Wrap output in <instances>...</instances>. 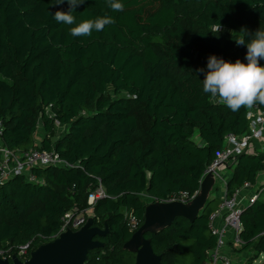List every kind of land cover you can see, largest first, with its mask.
I'll list each match as a JSON object with an SVG mask.
<instances>
[{
	"label": "trees",
	"instance_id": "obj_1",
	"mask_svg": "<svg viewBox=\"0 0 264 264\" xmlns=\"http://www.w3.org/2000/svg\"><path fill=\"white\" fill-rule=\"evenodd\" d=\"M121 2L117 12L108 0H86L67 25L53 16L68 10L67 0H0V142L12 151H53L67 163L35 166L33 180L16 174L0 182V251L7 249L8 259L27 245L18 255L26 259L51 241L65 214L73 211L75 219L101 187L92 225L107 231L94 237L102 245L84 264H134L123 245L144 221L145 199L192 196L225 135L249 128V108L214 102L203 79L212 55L246 62L247 45L235 40L247 43L264 25V0ZM102 16L115 23L91 36L71 35L72 27ZM57 124L64 126L58 135ZM263 168L264 152L243 151L230 167L226 195L255 184ZM219 201L210 197L193 220L177 216L146 234L162 264L207 259L216 244L208 216ZM240 222L241 245L229 243L230 250L253 252L255 260L264 251V189Z\"/></svg>",
	"mask_w": 264,
	"mask_h": 264
},
{
	"label": "built area",
	"instance_id": "obj_2",
	"mask_svg": "<svg viewBox=\"0 0 264 264\" xmlns=\"http://www.w3.org/2000/svg\"><path fill=\"white\" fill-rule=\"evenodd\" d=\"M246 116L249 119V128L247 132L241 135H236L234 133H227L225 135L223 147L217 151L212 162L205 169L202 178L207 173L211 172L215 178V182L223 181L224 179L218 170L224 165L231 167L234 164L236 157L248 148L253 139H258L264 135V109H259L256 106H253L247 110ZM49 165L65 166L67 163L61 160L53 151L39 149L12 151L3 147L0 142V182L5 181L16 174H26L28 179L33 180V176L31 175V169L33 167ZM262 172H264V168L260 171V173ZM248 188H251V183L244 182L240 187L235 188L231 195H226L225 185L224 194L217 209L212 211L208 216L210 231L212 235L216 237V244L209 250L208 257L205 260L206 264H232L230 256L224 249L226 248L230 250V245H232V247H239L241 245L242 241L239 235L242 230V224L240 222L241 212L246 205L252 204L259 198L264 189V184L252 191L245 200V203L241 204V199L238 198L239 193ZM197 192L198 190L190 197H187L185 194L180 196L191 199L197 194ZM103 196L104 191L99 187L88 196V204L92 206L98 198ZM68 213L65 214L64 223L55 237L66 230L65 223L68 219L70 220ZM218 216L222 217L221 226L215 224V219ZM78 221L79 220H76V222ZM129 224L131 228H135L137 221L134 217L129 216ZM26 248L27 245L20 247L18 255L24 256ZM18 255L16 256L19 257Z\"/></svg>",
	"mask_w": 264,
	"mask_h": 264
},
{
	"label": "water",
	"instance_id": "obj_3",
	"mask_svg": "<svg viewBox=\"0 0 264 264\" xmlns=\"http://www.w3.org/2000/svg\"><path fill=\"white\" fill-rule=\"evenodd\" d=\"M214 184L215 178L210 172L202 178L197 194L188 203L152 201L148 204L142 225L123 245L124 249L135 255L134 264H162L161 256L153 252L146 234L157 233L166 228L177 216L193 220L210 198ZM92 224L93 220L89 219L79 230L66 229L53 240L31 251L29 257L24 260L13 254L10 259L0 258V264H84L88 252L102 245L94 237L107 231L106 225L101 229ZM202 264H206V261Z\"/></svg>",
	"mask_w": 264,
	"mask_h": 264
},
{
	"label": "clouds",
	"instance_id": "obj_4",
	"mask_svg": "<svg viewBox=\"0 0 264 264\" xmlns=\"http://www.w3.org/2000/svg\"><path fill=\"white\" fill-rule=\"evenodd\" d=\"M86 0H67L68 10L56 11L54 19L58 23L67 25L75 24V16L72 14L76 8L83 5ZM65 0H54L53 5H62ZM109 7L113 11H123L124 4L121 0H108ZM115 20L110 16L87 19L70 29L71 35L91 36L95 30L102 31L106 25L114 24ZM252 38L235 40L237 46L247 45L245 60L237 59L235 62L226 61L222 57L212 55L208 58L207 72L203 79V91L209 93L214 102L226 105L233 111L241 107L251 108L255 104L264 105V25L251 34ZM199 72H204L201 68Z\"/></svg>",
	"mask_w": 264,
	"mask_h": 264
},
{
	"label": "rangeland",
	"instance_id": "obj_5",
	"mask_svg": "<svg viewBox=\"0 0 264 264\" xmlns=\"http://www.w3.org/2000/svg\"><path fill=\"white\" fill-rule=\"evenodd\" d=\"M64 130V126L57 124L56 125V129H55V134L58 135L60 132H62ZM43 135V129H42V124L41 121H39V125H38V129L37 132L35 134V140L36 142L39 140V138ZM264 136V135H263ZM196 140H198L196 138ZM251 144V143H250ZM250 147V145L248 146V148ZM247 148V149H248ZM219 172H221V169L218 170ZM218 185L220 184V181L218 182ZM213 191V190H212ZM210 192L209 195H211L213 192ZM195 197V196H194ZM193 197V198H194ZM191 199H187L186 197H181V196H174L171 197L169 199V201H179L181 203H188ZM148 204H150L152 201L145 199ZM73 212V211H72ZM72 212L70 211L69 217H71ZM93 218V213H92V207L90 206L89 208H87L85 211L79 213L75 219H73L72 221H70L69 219L67 220V222L65 223V228L66 229H70L71 231H76L79 230L84 224H86L87 222H89V219ZM76 220H79L78 222H76ZM55 238V237H54ZM53 238V239H54ZM52 239V240H53ZM7 249H5V251L1 250L0 251V258H5L6 257V253H7ZM231 251V250H230ZM234 251H227L226 253L230 256L231 262H233L232 264H264V251L258 256L256 257V259L251 260V257L253 256V252L252 254H249L248 252H235L234 254H232ZM26 254V253H25ZM7 258V257H6Z\"/></svg>",
	"mask_w": 264,
	"mask_h": 264
},
{
	"label": "crops",
	"instance_id": "obj_6",
	"mask_svg": "<svg viewBox=\"0 0 264 264\" xmlns=\"http://www.w3.org/2000/svg\"><path fill=\"white\" fill-rule=\"evenodd\" d=\"M40 138H39V140L37 142L40 141ZM247 151L249 153L264 152V136H262V137H260L258 139H253L251 144H250V147L247 149ZM220 169H221V172H220L221 176H222V178L224 180L220 182L221 185H218L219 181L215 182V184L213 186V189H212L213 193L210 195V197H212V198L213 197H218L221 200V198H222V196L224 194V188H225L226 182L230 178L232 170L230 169L229 166H225V165L222 166ZM263 184H264V172L260 173V171H259L258 174H257V177H256L255 184L251 183V188L244 189L243 191H241L239 193V197L238 198L241 199L240 203L244 204L245 200L251 194V192L256 190L257 188L261 187V185H263ZM219 202H218V204H219ZM217 207H218V205H217ZM217 207L215 209H217ZM215 224L217 226H221L222 225V217L221 216H218L215 219ZM224 250H225V252H226V250L231 252L229 249H226V248ZM234 253H235V251L232 254H234ZM236 253H237V251H236Z\"/></svg>",
	"mask_w": 264,
	"mask_h": 264
}]
</instances>
